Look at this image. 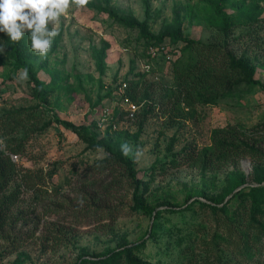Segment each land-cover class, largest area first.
Masks as SVG:
<instances>
[{"label": "rangeland", "instance_id": "obj_1", "mask_svg": "<svg viewBox=\"0 0 264 264\" xmlns=\"http://www.w3.org/2000/svg\"><path fill=\"white\" fill-rule=\"evenodd\" d=\"M89 2L94 6L79 9L73 6L67 18H61L59 35L54 38L47 58H41L30 50L29 33L25 32L21 40V57L31 65L36 77L44 82L45 109L37 106V112L43 121L52 118L47 111L52 110L62 120L86 126L88 134L96 141L102 140L112 152L121 150L125 142L131 146L132 154L126 157L134 160L137 176L146 183L142 191L145 206L154 212L163 209L157 220L159 239L155 241L147 237L146 231L151 227L153 218L143 212L130 211V195L124 191H121L119 198L113 197L109 201L110 205H120L121 210L115 220L109 222L107 231L95 227L90 214L82 215L78 211L82 202L75 191V188H80L77 178L83 176L86 166L103 157L105 150L102 147L87 148L74 132L51 124L40 133L33 132L26 142L25 154L17 155L16 163L22 168L20 172L27 169L31 174H43V178L36 185V188L40 186L38 190L23 189L19 209L24 211L25 223L20 225V221L10 232L12 237L17 238L37 220L57 221L69 234H73L72 245L46 247L43 252L39 241H32L10 254L4 253L0 257V264H74L80 254L95 257L108 247L136 242L141 236L146 241L137 251L138 255L151 264H167L171 255H168L169 250L164 245L169 236L180 235L177 229L187 231L191 225L202 223L196 205L179 211L185 206L184 197L192 193L193 197L188 202L195 198L206 200L236 182L240 174L251 171L250 161L242 159L246 163L240 161L234 168H225L213 174L202 175L198 170L184 165L172 168L168 164L164 165L163 173H157L154 177L148 174L155 162L169 155V149L177 150L188 141H193L199 147L209 146L210 134L217 127L227 123L245 128L257 125L264 118V90L256 85L240 83L214 104L184 109L183 116L172 117L173 125L167 126L166 115L156 109L146 115L139 127V115L129 120L123 113L120 114L124 112L126 100L137 104L140 111L146 103L156 99L158 92L149 91V97L134 102L127 94L124 100L114 90L126 80L142 82L139 95L149 82H157L161 89L174 88L175 83L168 69L169 59L174 58L170 54L172 45H163V50L158 49L156 57H151L148 45L138 38L136 30L117 25L101 10L103 0ZM109 2L110 7L120 15L139 21L148 17V29L153 34H158L163 26L172 29L178 21L184 37L205 43L219 41L217 30L220 21L213 11L215 0ZM224 10L232 16L241 15V20H246L249 14L264 17V0H226ZM250 30H255L254 34L259 35L257 40L253 35H243L241 45L234 43L229 46L237 56L246 51L244 56L254 66V77L264 85V52L260 53L258 47V44H264V28L257 27V24L236 26L232 34L236 36ZM0 45H4V52H0L3 62L0 64V87L4 89L0 91V113L39 103L29 77L21 79V69L12 71V58L7 52L2 32ZM101 52L103 65L102 72H99L96 56ZM103 105L112 108L115 129L99 121V109ZM22 133L16 132L17 136ZM137 150H140L139 154ZM257 170L264 174V167ZM201 191L205 194L199 195ZM57 205L60 208L58 213H47V208ZM165 208L174 210L167 211ZM103 221L108 222L106 219ZM210 223L208 221L206 225ZM8 243L0 240V251Z\"/></svg>", "mask_w": 264, "mask_h": 264}, {"label": "trees", "instance_id": "obj_2", "mask_svg": "<svg viewBox=\"0 0 264 264\" xmlns=\"http://www.w3.org/2000/svg\"><path fill=\"white\" fill-rule=\"evenodd\" d=\"M103 1L101 10L117 25L136 30L138 38L145 45H172L170 54L174 58L169 59L168 69L175 83L174 88L161 89L154 81L147 83L142 88V95H139L138 89H141L142 82H125V94L134 102L149 97V91L158 92L155 100L152 99L134 113L140 116L139 127L146 115L152 114L156 109L166 115L167 126L173 125L172 117L183 116L184 109L192 110L196 105L214 104L240 83L256 85L264 90V85L254 77L253 64L244 56L246 51L237 56L236 51L229 46L234 43L241 45L243 35H253L257 40L259 35L254 34L255 30L236 36L232 33L236 26L257 24V27L264 28V21L259 22L264 19L261 15L249 14L246 20H241V15L232 16L224 10L226 0H215L213 11L220 21L217 30L219 41L205 43L182 36L178 21L172 29L163 26L158 34H153L148 29V17L140 21L134 20L116 13L110 7L109 0ZM86 6L92 7L94 4L89 2ZM2 34L5 36L7 52L12 58V71L27 69V76L33 83V94L39 99V103L28 108L7 109L0 113V139L4 142L0 145V240L9 242L0 251V257L36 240L43 252L46 247L72 245L73 234H69L57 221L37 220L17 238L12 237L10 232L20 221V225L25 223L24 211L19 209L23 189L38 190L40 186L36 188V185L43 178V174H31L27 169L20 172L22 168L10 155H24L25 145L31 134L40 133L51 124L71 130L87 148L102 147L105 150L104 156L86 166L83 176L77 178L80 188H75V191L78 200L82 202L78 211L82 215L90 214L96 223L95 227L107 231L109 222H113L121 210L120 205H110L109 201L113 197L119 198L121 191H124L130 195V211L152 216L153 221L146 234L148 238L158 241L160 226L157 220L163 209L154 212L152 208L145 206L142 191L146 183L137 176L134 160L126 157L121 150L110 151L109 146L102 140L96 141L88 134L86 126L62 120L52 110L46 109L51 119L41 120L37 106L45 109L44 82L36 77L31 65L21 57V41L14 44L5 33ZM260 45L258 44L261 53L264 52V44ZM102 59L101 52L96 56L99 72H102ZM163 60L164 57L161 63ZM1 63L3 62L0 60ZM1 90L4 89L0 87ZM122 113L124 114L120 112L121 115ZM17 131H22L23 135L17 136ZM168 154L164 160L157 161L150 167L149 175L154 177L157 173H163L164 165L167 164L172 168L184 165L198 170L202 175L213 174L225 168H234L242 159L250 161L251 171L240 174L236 182L207 197V201L195 198L188 202L193 197L192 193L184 197L185 206L179 208V211L196 205L202 223L191 225L187 231L177 229L180 235L169 236L164 245L169 250L168 255H171L167 264H264V174L257 170L258 167H264V118L257 125L248 128L227 123L213 129L209 146L199 147L193 141H188L177 150L169 149ZM204 194L201 191L199 195ZM59 209L58 205L55 208L50 207L47 208V213H58ZM105 219L108 222H104ZM206 221L211 223L206 225ZM145 241L146 238L141 236L136 242L108 247L95 257L80 254L75 258L74 264H151L137 253L145 245Z\"/></svg>", "mask_w": 264, "mask_h": 264}, {"label": "clouds", "instance_id": "obj_3", "mask_svg": "<svg viewBox=\"0 0 264 264\" xmlns=\"http://www.w3.org/2000/svg\"><path fill=\"white\" fill-rule=\"evenodd\" d=\"M88 3L89 0H0V32L14 44L24 38L25 32L29 33L30 50L47 58L54 38L59 35L61 18H67L71 7L79 9ZM0 52H4V45H0ZM26 78L27 69H24L21 79ZM3 143L0 139V145ZM121 151L125 156L132 154L126 142L121 145Z\"/></svg>", "mask_w": 264, "mask_h": 264}, {"label": "built area", "instance_id": "obj_4", "mask_svg": "<svg viewBox=\"0 0 264 264\" xmlns=\"http://www.w3.org/2000/svg\"><path fill=\"white\" fill-rule=\"evenodd\" d=\"M160 49L163 50V46H154V45H148V53L150 54L151 57H156L155 53L156 51ZM125 83L123 82L122 84L117 85V87L115 88V92L119 93L120 97H123L124 100H126V95L124 92V88H125ZM126 107L124 109V116L126 119L132 120L134 113L137 111V104L130 102L128 100H126ZM112 113V108L107 107L106 105L101 106V108L99 109V121L102 122L103 124H107L110 128L115 129L116 128V124L113 121V117L111 115ZM11 158L13 160H17V155L15 154H11L10 155Z\"/></svg>", "mask_w": 264, "mask_h": 264}, {"label": "water", "instance_id": "obj_5", "mask_svg": "<svg viewBox=\"0 0 264 264\" xmlns=\"http://www.w3.org/2000/svg\"><path fill=\"white\" fill-rule=\"evenodd\" d=\"M241 161L246 163V161H245V160H241ZM239 187H240V186H239ZM239 187H238V188H239ZM238 188H236V189H238ZM236 189H235V190H236ZM229 195H230V194H229ZM229 195H228V196H229ZM228 196H227V197H228ZM227 197H226V198H227ZM226 198H225V199H226Z\"/></svg>", "mask_w": 264, "mask_h": 264}]
</instances>
